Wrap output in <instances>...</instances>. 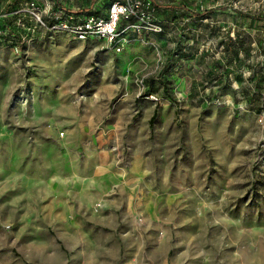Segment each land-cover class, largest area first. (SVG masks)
I'll return each mask as SVG.
<instances>
[{
    "label": "rangeland",
    "instance_id": "rangeland-1",
    "mask_svg": "<svg viewBox=\"0 0 264 264\" xmlns=\"http://www.w3.org/2000/svg\"><path fill=\"white\" fill-rule=\"evenodd\" d=\"M123 1L0 0V264H264V0Z\"/></svg>",
    "mask_w": 264,
    "mask_h": 264
},
{
    "label": "built area",
    "instance_id": "built-area-1",
    "mask_svg": "<svg viewBox=\"0 0 264 264\" xmlns=\"http://www.w3.org/2000/svg\"><path fill=\"white\" fill-rule=\"evenodd\" d=\"M132 1L126 0V2L115 3L110 10L107 18L89 15L84 17H69L64 21L53 23L52 26L60 24L62 28L72 29L74 33L79 34L80 38L88 39L92 37L109 39L114 43V47L117 51H121L123 42L128 41L127 33L134 31L132 28H136L139 25H144L146 22L144 15L140 16L139 12L132 9ZM35 2H31L33 7ZM37 15V13L35 12ZM40 23L48 26L45 20L37 16ZM142 17V18H141ZM122 20L127 21V25L121 24ZM150 27L147 29L152 33H160L163 31L161 24L156 22L147 23ZM140 27V26H139ZM55 28V27H54ZM7 32L0 31V36Z\"/></svg>",
    "mask_w": 264,
    "mask_h": 264
},
{
    "label": "trees",
    "instance_id": "trees-1",
    "mask_svg": "<svg viewBox=\"0 0 264 264\" xmlns=\"http://www.w3.org/2000/svg\"><path fill=\"white\" fill-rule=\"evenodd\" d=\"M89 15H95V14H92V13L87 14V16H89ZM3 28H4V27H3ZM4 29H5V28H4ZM6 30H7V33H6V34H2V35L0 36V41H5V40L9 39L10 35L12 36V34L9 33V28H7ZM7 37H8V38H7ZM156 115H157L156 113L153 115L152 120L155 119Z\"/></svg>",
    "mask_w": 264,
    "mask_h": 264
}]
</instances>
